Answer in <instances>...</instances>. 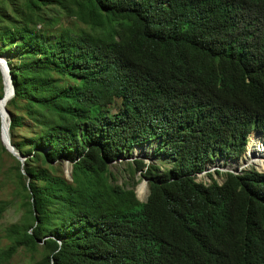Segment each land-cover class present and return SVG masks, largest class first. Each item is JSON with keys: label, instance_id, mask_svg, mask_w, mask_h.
<instances>
[{"label": "trees", "instance_id": "trees-1", "mask_svg": "<svg viewBox=\"0 0 264 264\" xmlns=\"http://www.w3.org/2000/svg\"><path fill=\"white\" fill-rule=\"evenodd\" d=\"M63 15L83 29L48 33ZM0 57L25 158L0 143L23 211L0 261L24 249L33 264H264V174L196 181L264 137V0H0ZM148 144L163 168L127 165L147 181L140 202L108 165Z\"/></svg>", "mask_w": 264, "mask_h": 264}, {"label": "rangeland", "instance_id": "rangeland-1", "mask_svg": "<svg viewBox=\"0 0 264 264\" xmlns=\"http://www.w3.org/2000/svg\"><path fill=\"white\" fill-rule=\"evenodd\" d=\"M53 15L54 14H50L49 16L51 17ZM58 20L59 22L55 25V27L48 29V33H53L55 30L63 28H68L74 32L83 29V27H81V25H79L75 20L68 18L67 16L63 15L59 17ZM10 28L11 27H8L5 30ZM36 28L39 29L38 26ZM13 50L14 48L12 47L9 52ZM16 60V58L11 59V62H16ZM120 96V91L117 90L107 102V105L111 108L112 113H115L120 106ZM252 138L254 137H251L250 139ZM249 140H247L246 150L238 162H235L234 164H224L223 161L218 160L211 165L209 164L206 166L205 170L197 176L196 181L209 183L206 174L210 173L213 175L215 180H217L219 183H222L223 178L216 176V171H219L221 174L226 172L240 173L242 171L250 170L257 172L258 169L253 161L259 159L260 155H264V138L260 137L259 143L255 145L252 150L249 148ZM153 148L154 144L136 147L133 149V152L131 156L128 157V159H119L108 165V171L112 176L111 182L118 186L126 184L128 188L133 187L136 198L140 202H144L148 195L147 182L145 183L144 179L140 175V172L131 174L127 170V165L134 161L142 162L145 167L155 164L161 171L163 167L160 165L159 161L155 160V157H153ZM2 158V162H0V202H6L7 207L0 217V255L2 251L8 246V242L5 239L6 229L10 225L18 223L23 213L19 207V196L16 193L18 186L14 178L15 172L12 168L13 162L5 154L2 155ZM61 169L63 170V175L69 180L67 177V171H70V165L68 163H61ZM258 172L264 174V171ZM39 257V252L33 253L31 251L19 249L17 253L14 254L8 261H0V264H33L39 259Z\"/></svg>", "mask_w": 264, "mask_h": 264}, {"label": "water", "instance_id": "water-1", "mask_svg": "<svg viewBox=\"0 0 264 264\" xmlns=\"http://www.w3.org/2000/svg\"><path fill=\"white\" fill-rule=\"evenodd\" d=\"M0 76H1L2 86H3V97L0 99V101H2L4 98L5 81H8V84H9V92L7 96V99L9 101L14 95V86L12 84V78L9 73V68L7 66L6 60L3 57H0ZM2 118H3V121H5L7 124V127L6 128L4 127V129L2 127ZM9 123H10L9 114H8L7 109L5 108L2 112H0V142L2 146L4 147V149L6 150V152H8L12 157H14L17 161L20 162V165L22 168L25 158H23L10 143ZM70 172L71 171H67L68 178H70ZM230 173L239 174L237 172H230ZM144 181L145 183L147 182L145 179Z\"/></svg>", "mask_w": 264, "mask_h": 264}, {"label": "bare ground", "instance_id": "bare-ground-1", "mask_svg": "<svg viewBox=\"0 0 264 264\" xmlns=\"http://www.w3.org/2000/svg\"><path fill=\"white\" fill-rule=\"evenodd\" d=\"M8 92H9V84H8V81H5V85H4V98H3L2 101H0V112H2L5 109V105L8 102V99H7ZM2 127H3V129H4V127L5 128L7 127V124H6L5 121H3V118H2ZM254 134H258V133H253V136L252 135L251 136L252 137H255V136L262 137L261 135H254ZM251 136L248 137V140L251 138ZM259 141H260L259 138L258 139H254V140H250L249 141V148L252 150L253 147H255V145H257L259 143ZM253 162L255 163V166L257 167L258 171H264V155H260L259 156V159H256Z\"/></svg>", "mask_w": 264, "mask_h": 264}, {"label": "clouds", "instance_id": "clouds-1", "mask_svg": "<svg viewBox=\"0 0 264 264\" xmlns=\"http://www.w3.org/2000/svg\"><path fill=\"white\" fill-rule=\"evenodd\" d=\"M241 173V172H240ZM198 176V175H197ZM197 178V177H196Z\"/></svg>", "mask_w": 264, "mask_h": 264}]
</instances>
